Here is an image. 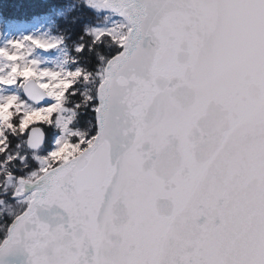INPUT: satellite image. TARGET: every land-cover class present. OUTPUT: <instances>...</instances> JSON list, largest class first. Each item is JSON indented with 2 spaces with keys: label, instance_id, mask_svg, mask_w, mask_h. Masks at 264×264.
<instances>
[{
  "label": "snow or ice",
  "instance_id": "obj_1",
  "mask_svg": "<svg viewBox=\"0 0 264 264\" xmlns=\"http://www.w3.org/2000/svg\"><path fill=\"white\" fill-rule=\"evenodd\" d=\"M0 264H264V0H0Z\"/></svg>",
  "mask_w": 264,
  "mask_h": 264
}]
</instances>
